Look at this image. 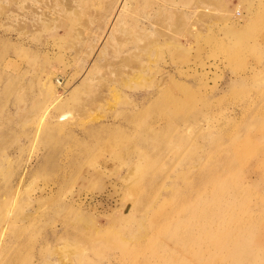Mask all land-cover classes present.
I'll return each mask as SVG.
<instances>
[{
  "label": "rangeland",
  "instance_id": "rangeland-1",
  "mask_svg": "<svg viewBox=\"0 0 264 264\" xmlns=\"http://www.w3.org/2000/svg\"><path fill=\"white\" fill-rule=\"evenodd\" d=\"M260 172L264 0H0V264L253 258Z\"/></svg>",
  "mask_w": 264,
  "mask_h": 264
},
{
  "label": "bare ground",
  "instance_id": "bare-ground-1",
  "mask_svg": "<svg viewBox=\"0 0 264 264\" xmlns=\"http://www.w3.org/2000/svg\"><path fill=\"white\" fill-rule=\"evenodd\" d=\"M244 149L245 150H243V152L245 154L252 155L255 152L253 144H250V143L244 144ZM257 149H258V147H257ZM233 161L234 160L231 159L229 163H232ZM244 170L248 171L249 168L245 167ZM206 173H207V171H206ZM209 176L210 175H208V174L206 175L207 178ZM258 177H259V181H260L259 185L261 187L262 179L264 178V172H260L258 174ZM203 181H206V179L204 177H198L196 179L195 188L193 189L194 180L192 179V182L186 184V189L183 191V193H180V197H179L181 202H182L179 210H185V209L187 210L188 209L191 214L196 215L195 219L197 221H200V219L202 218V216H200V215H202V212L199 209L200 207L197 208L195 205H193V202H191V200H192L191 197H193V193L194 194H196V193L197 194H199V193L204 194V191L206 188L201 189V187L203 186V184H202ZM237 187H238V184H237ZM188 196H189V201L192 203V205L184 204V200L186 198H188ZM228 207H231V205H228ZM227 212H228L227 213L228 218L235 216L232 211H227ZM261 217H262V219L260 220V225H262L263 221H264V216H261ZM204 225L206 226L205 223H204ZM219 230L221 232H224V231L230 232V230L228 228H224V227H220ZM255 231H256V228H255ZM205 235L208 238H210L209 233L206 232ZM237 237L238 236H235L234 238H231L227 242L222 241V242L218 243V250L223 255V259H224L225 263L226 264H264V239L260 238V240H257V237H255L253 258L252 257H250V258H246V257L245 258H239L238 255L244 252V247H243V245L240 246V243H239Z\"/></svg>",
  "mask_w": 264,
  "mask_h": 264
}]
</instances>
